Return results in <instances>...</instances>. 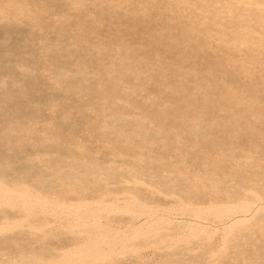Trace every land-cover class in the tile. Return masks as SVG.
<instances>
[{
    "label": "rangeland",
    "instance_id": "rangeland-1",
    "mask_svg": "<svg viewBox=\"0 0 264 264\" xmlns=\"http://www.w3.org/2000/svg\"><path fill=\"white\" fill-rule=\"evenodd\" d=\"M229 4L0 0V264H264V30Z\"/></svg>",
    "mask_w": 264,
    "mask_h": 264
},
{
    "label": "bare ground",
    "instance_id": "bare-ground-1",
    "mask_svg": "<svg viewBox=\"0 0 264 264\" xmlns=\"http://www.w3.org/2000/svg\"><path fill=\"white\" fill-rule=\"evenodd\" d=\"M20 1V0H18ZM137 1V0H136ZM175 1V0H174ZM139 2V1H138ZM160 2V1H159ZM166 2V1H165ZM184 2V0H183ZM228 2V1H227ZM231 4L229 5H223L222 7H219V8H216L217 10H220L222 11L221 14L223 12L227 13V29L223 32H219V31H216V32H219L220 34L222 35H226L227 33L231 36H234V40H236L235 38L238 39L239 42H244L248 47L250 46L251 47V44L250 42H254L253 41V36H251V32L254 31L253 27H248V26H244L243 27V24L246 23L248 21L247 18H253L256 20V23L258 25V30L259 28H263L264 30V0H230ZM86 3V2H85ZM122 3V2H120ZM173 3V2H172ZM205 3V2H204ZM214 3V2H213ZM29 4V3H28ZM154 4V3H153ZM158 4V3H157ZM194 4V3H193ZM212 4V3H211ZM195 5V4H194ZM199 8H205L206 11V18L207 20H211V21H214L216 19V15L217 13L215 11H211L210 9H208L204 4L200 3V4H197ZM14 6V5H13ZM122 6V5H121ZM160 6V5H159ZM173 6L176 11H178V9L180 8L179 7V3L176 2V6L175 5H171ZM187 6V5H185ZM161 7V6H160ZM189 7V6H188ZM215 7V6H214ZM37 8V7H36ZM154 9V8H153ZM164 9V8H163ZM195 9H198V8H191L188 9V11H190L191 13L192 12H195L194 10ZM36 10V9H34ZM204 10V9H203ZM1 11V10H0ZM18 11H22L24 12L23 9H20ZM29 11V10H27ZM37 11V10H36ZM158 11V10H157ZM169 11V10H168ZM44 12V10H43ZM189 12V13H190ZM16 13V12H14ZM155 13V12H153ZM185 13V12H183ZM220 13V12H218ZM1 14V13H0ZM171 14V12L169 13ZM2 15V14H1ZM28 15V14H27ZM185 17V16H183ZM193 17V16H192ZM176 18V17H175ZM180 18V17H179ZM226 18V17H225ZM173 19V18H171ZM194 20V19H193ZM167 21V20H166ZM178 21V20H177ZM191 21V20H190ZM29 22V21H28ZM192 23V22H190ZM254 23V22H253ZM169 24V23H168ZM202 24V23H200ZM170 25V24H169ZM199 26V24H197ZM211 24L208 22V27L210 26ZM235 26H239L240 28L239 29H233L235 28ZM255 27V26H254ZM173 28V27H172ZM207 28V27H206ZM206 28H204L205 30H207ZM244 28V29H243ZM212 30V29H210ZM257 30V29H256ZM255 30V31H256ZM261 31V30H259ZM212 32H215V31H212ZM217 34V33H215ZM212 35V34H211ZM260 35V34H259ZM257 35V36H259ZM263 37H261L259 39V42L263 43L264 42V35H262ZM255 37V36H254ZM186 39V38H185ZM232 40V39H231ZM232 42V41H231ZM230 42V43H231ZM236 42V41H234ZM206 44V43H205ZM249 44V45H248ZM207 46V45H206ZM246 46V47H247ZM228 47V46H227ZM253 47V46H252ZM263 47V46H261ZM259 47V48H261ZM233 50V49H232ZM253 50V49H252ZM263 50V49H262ZM257 55V54H256ZM185 57V56H184ZM248 57V56H247ZM249 59V58H248ZM254 62V61H252ZM227 67V66H226ZM257 68V67H255ZM264 72V71H263ZM228 81V80H227ZM103 82V81H102ZM228 83L226 82V85ZM229 86V85H227ZM112 88V86H111ZM105 89V88H104ZM101 90V89H100ZM99 91V90H98ZM97 91V92H98ZM104 91V90H103ZM202 92V91H200ZM182 109V108H181ZM184 109V108H183ZM182 109V110H183ZM161 111H164V110H161ZM185 112V109L183 110ZM187 111V110H186ZM198 115V114H197ZM179 117V116H178ZM183 119H185V117H182ZM184 122V121H182ZM137 124V122H136ZM139 129L140 131L143 133L146 131V128L145 126L142 124L139 123ZM137 128V127H135ZM134 128V129H135ZM148 132V131H147ZM194 132V131H193ZM148 134V133H146ZM48 144V143H47ZM251 199V198H250ZM259 200V199H258ZM260 201V200H259ZM253 202H251V200H244V201H240L237 203L236 206H229V205H225L223 207V212L224 213H229V212H233L235 209L239 211V214L234 218L233 222L232 223H229L227 226H225L226 228H230V227H233L237 224H242V223H245L246 221H248L250 218L249 217V214H247L249 211L251 212L252 209L255 208V206L252 205ZM261 205H264V202L262 203H259ZM257 204V205H259ZM256 205V204H255ZM254 207V208H253ZM259 210H263L261 207H258L256 208V210L254 209V211H259ZM222 212V213H223ZM252 213V212H251ZM253 214V213H252ZM251 214V215H252ZM253 217V216H252Z\"/></svg>",
    "mask_w": 264,
    "mask_h": 264
}]
</instances>
